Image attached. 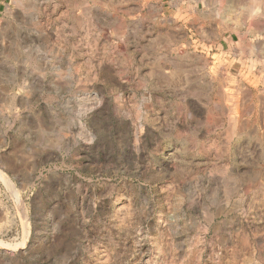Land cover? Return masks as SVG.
Returning a JSON list of instances; mask_svg holds the SVG:
<instances>
[{"label": "rangeland", "instance_id": "374dc122", "mask_svg": "<svg viewBox=\"0 0 264 264\" xmlns=\"http://www.w3.org/2000/svg\"><path fill=\"white\" fill-rule=\"evenodd\" d=\"M0 264H264V0H0Z\"/></svg>", "mask_w": 264, "mask_h": 264}]
</instances>
